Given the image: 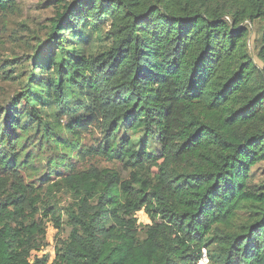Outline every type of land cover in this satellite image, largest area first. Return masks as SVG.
<instances>
[{
  "label": "trees",
  "instance_id": "16d2710c",
  "mask_svg": "<svg viewBox=\"0 0 264 264\" xmlns=\"http://www.w3.org/2000/svg\"><path fill=\"white\" fill-rule=\"evenodd\" d=\"M104 23L110 46L77 52ZM46 31L0 106V264H48L50 220L68 227L51 264H264V0H55ZM46 153L63 211L30 181ZM94 158L126 175L76 168Z\"/></svg>",
  "mask_w": 264,
  "mask_h": 264
},
{
  "label": "rangeland",
  "instance_id": "374dc122",
  "mask_svg": "<svg viewBox=\"0 0 264 264\" xmlns=\"http://www.w3.org/2000/svg\"><path fill=\"white\" fill-rule=\"evenodd\" d=\"M55 0H17L16 5L10 12L0 13V106H7L12 98L28 83V76L38 73L34 66L35 58L41 55H48L52 51V46L48 42V33L46 31L47 20L53 15ZM251 33L249 36V46L253 58L257 61L256 52L258 45L259 24H250ZM109 28V23H104L100 33L85 37L76 42L73 46L77 52L82 54L96 53L110 46L111 42L106 36V31ZM16 59V60H15ZM24 70V72H23ZM20 74L18 80H14V75ZM10 75L11 79L7 78ZM49 78L53 77V73H49ZM40 107V105H38ZM50 119H53V114L57 110L54 108L41 107ZM78 112L75 115H78ZM74 115V116H75ZM64 120L67 118L63 117ZM84 143L91 144V135H84ZM47 153L41 157L35 164L36 175L30 181H33L39 188V194L42 198V205L48 207L52 204L56 209L63 211L64 208L71 202V195L65 187L59 190L56 186L52 188L53 183L58 180L51 177L45 185L40 181L45 172V162ZM89 167L111 168L121 171V167L117 162H107L101 159H89L83 163H77L78 170H87ZM254 179L253 184L257 186L264 184V161L253 168ZM32 172V171H29ZM29 172L24 173V175ZM29 181L28 179H26ZM59 186V185H58ZM39 219L43 215L39 214ZM55 221H48L45 226L44 246L38 251L39 256H48V264H51L55 259V246L61 238H66L68 235V227L63 226L59 229L55 226Z\"/></svg>",
  "mask_w": 264,
  "mask_h": 264
},
{
  "label": "built area",
  "instance_id": "2783aa9c",
  "mask_svg": "<svg viewBox=\"0 0 264 264\" xmlns=\"http://www.w3.org/2000/svg\"><path fill=\"white\" fill-rule=\"evenodd\" d=\"M203 262H207V257H206V254L203 255Z\"/></svg>",
  "mask_w": 264,
  "mask_h": 264
}]
</instances>
